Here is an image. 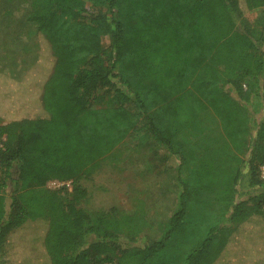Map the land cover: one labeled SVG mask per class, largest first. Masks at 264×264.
<instances>
[{"label": "trees", "instance_id": "16d2710c", "mask_svg": "<svg viewBox=\"0 0 264 264\" xmlns=\"http://www.w3.org/2000/svg\"><path fill=\"white\" fill-rule=\"evenodd\" d=\"M24 16L39 53L0 72V264H225L235 238L236 264H264V0H34ZM132 132L178 160L180 207L151 243L134 215L78 206Z\"/></svg>", "mask_w": 264, "mask_h": 264}, {"label": "rangeland", "instance_id": "374dc122", "mask_svg": "<svg viewBox=\"0 0 264 264\" xmlns=\"http://www.w3.org/2000/svg\"><path fill=\"white\" fill-rule=\"evenodd\" d=\"M33 1L0 0V72L16 78L37 58V32L26 28L18 35L17 29L12 32L6 27L19 28ZM177 164V158L170 157L156 141L132 132L92 178L82 181L87 196L78 206L92 215H134L141 222L134 243H151L163 234L170 216L180 207ZM243 182L238 185L239 198L255 194Z\"/></svg>", "mask_w": 264, "mask_h": 264}, {"label": "crops", "instance_id": "0c3cea01", "mask_svg": "<svg viewBox=\"0 0 264 264\" xmlns=\"http://www.w3.org/2000/svg\"><path fill=\"white\" fill-rule=\"evenodd\" d=\"M23 19H25V16L23 15ZM29 25H31L32 27H30ZM7 29H11L12 30V32L13 31H16V29H17V31H18V35H22V31L23 30H25L26 28H28V29H33V30H35V27L32 25V24H30V23H28V22H26V20H24V21H22V24L19 26V28H17V27H9V26H7L6 27ZM13 28V29H12ZM1 30V29H0ZM5 30V29H4ZM3 30V31H4ZM2 31V30H1ZM0 31V32H1ZM6 31V30H5ZM37 34V33H36ZM37 43V45H39V39H38V34H37V41H36ZM37 50V54L39 53V48L38 49H36ZM36 54V55H37ZM32 65V63L30 64V66ZM29 66V67H30ZM28 67V68H29ZM1 73H3V74H5L6 76H10V77H13V78H16V77H14V76H11V75H9V74H6V73H4V72H1ZM26 73V72H25ZM24 73V74H25ZM24 74H22L20 77H22ZM19 78V77H18ZM227 251H226V254H229L228 256H226V261H225V264H236V238L234 239V241L227 247V249H226Z\"/></svg>", "mask_w": 264, "mask_h": 264}, {"label": "built area", "instance_id": "2783aa9c", "mask_svg": "<svg viewBox=\"0 0 264 264\" xmlns=\"http://www.w3.org/2000/svg\"><path fill=\"white\" fill-rule=\"evenodd\" d=\"M259 177L264 180V165L259 168ZM64 186L71 188V181L52 180L48 183V187L52 189H58Z\"/></svg>", "mask_w": 264, "mask_h": 264}]
</instances>
